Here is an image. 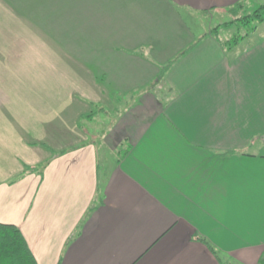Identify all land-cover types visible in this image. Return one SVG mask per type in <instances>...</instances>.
I'll return each mask as SVG.
<instances>
[{"label":"crops","instance_id":"1","mask_svg":"<svg viewBox=\"0 0 264 264\" xmlns=\"http://www.w3.org/2000/svg\"><path fill=\"white\" fill-rule=\"evenodd\" d=\"M82 1L92 84L70 108L113 119L0 179V223L37 264H264V22L237 40L208 22L264 3Z\"/></svg>","mask_w":264,"mask_h":264},{"label":"rangeland","instance_id":"2","mask_svg":"<svg viewBox=\"0 0 264 264\" xmlns=\"http://www.w3.org/2000/svg\"><path fill=\"white\" fill-rule=\"evenodd\" d=\"M85 4L90 7L82 0H0V179H16V174H9L22 163L40 168L49 157L77 143L78 124L96 141L113 119L109 108L93 107L82 119L70 108L74 98L75 109L79 107L77 100L84 101L82 92L92 84L78 62L94 38L78 25ZM243 16L248 15L208 16V22L238 25L240 34L233 38L237 40L258 26L244 25ZM71 92L78 94L72 97ZM219 257L223 264H239Z\"/></svg>","mask_w":264,"mask_h":264},{"label":"trees","instance_id":"3","mask_svg":"<svg viewBox=\"0 0 264 264\" xmlns=\"http://www.w3.org/2000/svg\"><path fill=\"white\" fill-rule=\"evenodd\" d=\"M237 10L236 8L234 11ZM241 19L244 25L264 22V5L251 15L243 16ZM253 29L254 27L251 31ZM44 169L45 165L40 168L26 166L20 179L30 174H43ZM0 264H37L23 233L14 225L0 223Z\"/></svg>","mask_w":264,"mask_h":264}]
</instances>
